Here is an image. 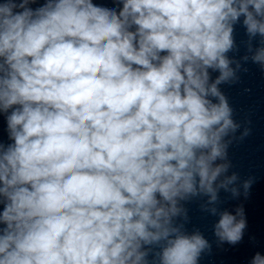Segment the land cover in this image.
<instances>
[{
	"label": "clouds",
	"instance_id": "9594fccd",
	"mask_svg": "<svg viewBox=\"0 0 264 264\" xmlns=\"http://www.w3.org/2000/svg\"><path fill=\"white\" fill-rule=\"evenodd\" d=\"M118 2L119 13L92 0L0 3V112L13 109V143H0V264H149L152 245L153 264H198L211 244L174 224L197 196L219 216V244L243 239V207L215 206L220 189L240 195L225 175V138L240 125L218 86L237 79L227 54L242 16L264 71V0Z\"/></svg>",
	"mask_w": 264,
	"mask_h": 264
}]
</instances>
